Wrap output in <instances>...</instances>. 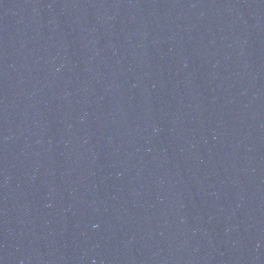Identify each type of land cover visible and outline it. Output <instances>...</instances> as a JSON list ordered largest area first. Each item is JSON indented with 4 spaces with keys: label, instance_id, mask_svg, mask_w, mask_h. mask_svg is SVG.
Instances as JSON below:
<instances>
[{
    "label": "water",
    "instance_id": "water-1",
    "mask_svg": "<svg viewBox=\"0 0 264 264\" xmlns=\"http://www.w3.org/2000/svg\"><path fill=\"white\" fill-rule=\"evenodd\" d=\"M0 264H264V0H0Z\"/></svg>",
    "mask_w": 264,
    "mask_h": 264
}]
</instances>
